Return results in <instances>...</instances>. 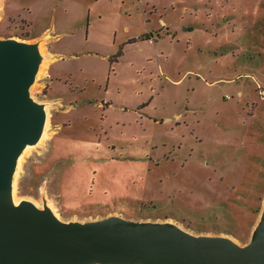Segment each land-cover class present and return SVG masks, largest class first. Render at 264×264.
Instances as JSON below:
<instances>
[{"label": "rangeland", "instance_id": "1", "mask_svg": "<svg viewBox=\"0 0 264 264\" xmlns=\"http://www.w3.org/2000/svg\"><path fill=\"white\" fill-rule=\"evenodd\" d=\"M52 26L65 34L45 38ZM0 38L40 46L29 94L48 114L12 177L18 202L249 242L264 208V0H0ZM49 40L58 108L44 100Z\"/></svg>", "mask_w": 264, "mask_h": 264}, {"label": "water", "instance_id": "2", "mask_svg": "<svg viewBox=\"0 0 264 264\" xmlns=\"http://www.w3.org/2000/svg\"><path fill=\"white\" fill-rule=\"evenodd\" d=\"M40 60L38 44L0 38V264H264V208L239 245L170 222L63 221L31 201L14 203L18 156L38 141L45 121L44 105L29 94Z\"/></svg>", "mask_w": 264, "mask_h": 264}, {"label": "crops", "instance_id": "3", "mask_svg": "<svg viewBox=\"0 0 264 264\" xmlns=\"http://www.w3.org/2000/svg\"><path fill=\"white\" fill-rule=\"evenodd\" d=\"M159 21L160 22H162V20L161 19H159ZM158 21V22H159ZM88 24H87V29H86V32H88ZM45 33H46V36H45V38H48L49 37V39H51V37L52 36H54V35H58L57 36V38H60V37H62V35L63 34H65V32H60V33H58L56 30H55V28L52 26L51 27V29L49 30L48 28H46L45 29ZM58 33V34H57ZM54 39V37L52 38V40ZM52 40H49L48 41V49H47V53H48V57H46V67H47V70H46V76L48 77L47 78V87H48V89H47V94L45 95V97H44V100L46 101V102H48V104H51V106H53V108H58L57 106H61L60 105V103L59 102H56V101H54L53 99H49L48 97H47V95H48V92H49V90H50V86H51V83H52V81H53V75H52V73H51V67H52V65H53V63L54 62H56L58 59H60V57H62L63 56V53H61V52H52L51 50V46H52V43L55 41H53V42H51ZM57 40V39H56ZM133 40H135V36H132V37H129V38H127V39H125L124 41H123V43H120V45H123V44H126L127 42H130V41H133ZM51 42V43H50ZM121 48V47H120ZM118 56L119 55H122V53L120 54V51H119V53L117 54ZM117 55L116 56H114L115 58L117 57ZM62 59V58H61ZM111 59V58H110ZM57 78H56V80L58 81V82H60V78L62 77V76H59V75H57L56 76ZM55 106H54V105ZM65 126H63L62 127V129L64 128Z\"/></svg>", "mask_w": 264, "mask_h": 264}, {"label": "bare ground", "instance_id": "4", "mask_svg": "<svg viewBox=\"0 0 264 264\" xmlns=\"http://www.w3.org/2000/svg\"><path fill=\"white\" fill-rule=\"evenodd\" d=\"M38 48H39V50H40V46H38ZM39 52H40V51H39ZM40 68H41V65H40V67H38V69L40 70ZM44 111H45V121H44V125H43V128H42V131H41V133H40V136H39V138H38V141H41V140H43V139H45V138L47 137L46 127H47V117H48V114H47L46 107H44ZM29 146H30V144L26 145V146L24 147V149L22 150V152L19 154V156H18V160H17V164H16V168H15L14 173H13V177L15 176V173H16V171H17V169H18V166H19V164H20L21 157H22L24 151L27 150V148H28ZM12 190H13V179H12ZM11 197H12V201H13L14 203H17V202H18V201L15 199V197H14V195H13V192H11ZM34 204H35V203H34ZM35 205H36V204H35ZM53 213L56 215L55 212H53ZM56 216H57V215H56ZM57 217H58V216H57Z\"/></svg>", "mask_w": 264, "mask_h": 264}]
</instances>
